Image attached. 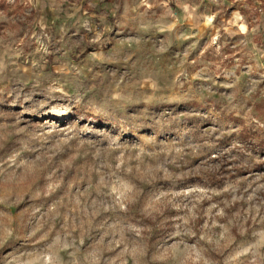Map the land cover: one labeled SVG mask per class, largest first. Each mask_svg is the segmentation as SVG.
Wrapping results in <instances>:
<instances>
[{
	"label": "rangeland",
	"instance_id": "rangeland-1",
	"mask_svg": "<svg viewBox=\"0 0 264 264\" xmlns=\"http://www.w3.org/2000/svg\"><path fill=\"white\" fill-rule=\"evenodd\" d=\"M0 264H264V0H0Z\"/></svg>",
	"mask_w": 264,
	"mask_h": 264
},
{
	"label": "trees",
	"instance_id": "trees-1",
	"mask_svg": "<svg viewBox=\"0 0 264 264\" xmlns=\"http://www.w3.org/2000/svg\"><path fill=\"white\" fill-rule=\"evenodd\" d=\"M218 156H211L212 160H216L217 158H220ZM236 169V168H235ZM233 169L227 167L226 162H219V164L213 163V166L211 168H208L207 170V180L214 183L218 181L224 180L226 177L234 175Z\"/></svg>",
	"mask_w": 264,
	"mask_h": 264
},
{
	"label": "bare ground",
	"instance_id": "bare-ground-1",
	"mask_svg": "<svg viewBox=\"0 0 264 264\" xmlns=\"http://www.w3.org/2000/svg\"><path fill=\"white\" fill-rule=\"evenodd\" d=\"M189 16H190V17H195V13L190 12V13H189Z\"/></svg>",
	"mask_w": 264,
	"mask_h": 264
}]
</instances>
